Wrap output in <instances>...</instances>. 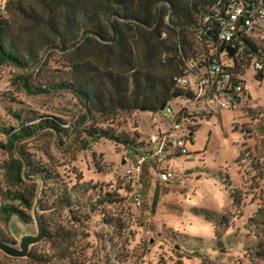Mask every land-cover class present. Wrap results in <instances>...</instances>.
Listing matches in <instances>:
<instances>
[{
	"label": "rangeland",
	"instance_id": "1",
	"mask_svg": "<svg viewBox=\"0 0 264 264\" xmlns=\"http://www.w3.org/2000/svg\"><path fill=\"white\" fill-rule=\"evenodd\" d=\"M6 17L20 48L34 42L40 66L31 62L25 70L0 66V143L7 140L4 130L16 129L20 120L53 119L64 133L45 129L21 150L0 149V206L10 203L6 190H15L5 180L8 166L25 153L31 166L46 168L44 174L47 169L58 173L68 189L77 184L80 207H74V217L67 209L54 211L55 195L47 189L45 209L40 207L46 238L31 247L27 258L0 251V264H264V71L262 78L246 73V94L235 107L216 108L209 118L196 120L193 137L186 143L188 154L166 161L172 179L160 182L152 160L128 185L124 174L136 162L134 147L145 144L149 134L169 130L170 124L160 112L142 109L118 112L108 122L94 113L85 117L79 98L50 88L70 82L79 52L94 66V48L84 46V39L76 50L42 45L39 38L49 35L38 21L27 15ZM186 36L191 43L189 32ZM258 43L264 50V42ZM24 77L30 90L19 80ZM38 88L47 92L37 94ZM100 129L121 134L132 147L106 138L82 142L86 131ZM33 178L26 177L20 189L26 195L33 189L37 193L40 186ZM106 193L118 196L101 205ZM135 193L140 207L133 200ZM33 206L34 201L25 210L26 220L14 215L5 222L0 217V238L18 247L22 236L36 235ZM58 225L70 231L63 243L51 240Z\"/></svg>",
	"mask_w": 264,
	"mask_h": 264
},
{
	"label": "trees",
	"instance_id": "2",
	"mask_svg": "<svg viewBox=\"0 0 264 264\" xmlns=\"http://www.w3.org/2000/svg\"><path fill=\"white\" fill-rule=\"evenodd\" d=\"M218 1L7 0L6 14L0 18V66L10 65L20 70H25L29 62L40 66V53L34 42L29 41L26 45L24 42V47L20 48L19 39L11 35L10 19L6 17L7 14L12 18L27 15L47 31L49 36H42L38 40L42 45L61 51L76 50L80 40L84 39V46L89 44L90 48H94V66L90 59L83 61L84 53L79 52L71 65L70 82H57L50 91L71 92L84 103L85 117L94 113L103 116V121L107 122L118 112L130 113L144 109L156 114L165 102H172L177 107L173 98L180 90L176 88L173 78L181 74L183 58H195L192 36L190 43L186 34L190 28L198 26L202 15L210 13ZM168 14L169 18L165 21ZM164 31L167 32L166 38H162ZM164 55L166 58L163 59ZM259 76L262 78V73ZM27 78L19 80L23 79L25 88L30 90ZM46 92L45 88L36 91L37 94ZM196 120L185 115L183 123L192 133L189 139L193 137ZM20 121L16 129L4 130L7 140L0 143V149L8 152H14L17 148L21 150L26 141L45 129L53 134L64 133L61 123L53 119H40L36 123ZM102 138L128 148L133 145L132 141L108 129L86 131L82 142L85 145L97 143ZM147 138L145 144L141 141L138 147H134L136 157L150 148ZM24 155L22 153V158L12 161L6 172V183L15 187V190H6L5 197L10 203L0 206V217L5 222H9L14 215L23 220L29 218L25 210L32 208L36 190L33 189L29 195L20 190L28 176L43 185L41 208L45 209L47 189L55 195L52 204L54 211L67 209L72 214L74 207H80L77 184L68 189L58 173L47 169V174H44L46 168L31 166V160ZM27 165L29 168L26 170ZM47 179H54V182L50 184ZM46 184H49L48 188ZM114 196L118 194L106 193L99 203L106 204ZM69 233L58 225L52 232L51 240L63 243Z\"/></svg>",
	"mask_w": 264,
	"mask_h": 264
},
{
	"label": "built area",
	"instance_id": "3",
	"mask_svg": "<svg viewBox=\"0 0 264 264\" xmlns=\"http://www.w3.org/2000/svg\"><path fill=\"white\" fill-rule=\"evenodd\" d=\"M6 1L0 0V18L6 14ZM189 32L195 58H183L182 72L173 78L180 90L173 98L177 110L168 102L160 112L170 129L148 135L150 148L129 164L124 174L128 183L135 181L149 160L155 161L160 182L172 179L166 161L172 155L188 154L186 143L192 136L183 123L185 115L206 119L216 108L235 107L246 94V73L264 71V50L258 43L264 42V0H219ZM166 37L167 32H162V38ZM133 200L141 206L139 194L135 193Z\"/></svg>",
	"mask_w": 264,
	"mask_h": 264
},
{
	"label": "water",
	"instance_id": "4",
	"mask_svg": "<svg viewBox=\"0 0 264 264\" xmlns=\"http://www.w3.org/2000/svg\"><path fill=\"white\" fill-rule=\"evenodd\" d=\"M229 51H231V49ZM167 103L168 102H165L161 105V107L159 108L160 112H162L165 109ZM42 189H43V185H40L36 193L34 199V206H33V216L37 226V234L22 236L18 247L10 244L7 241L0 240V251H2L5 255L12 258H27L30 256L31 247L33 245L39 244L46 238V226L40 214V201H41Z\"/></svg>",
	"mask_w": 264,
	"mask_h": 264
},
{
	"label": "crops",
	"instance_id": "5",
	"mask_svg": "<svg viewBox=\"0 0 264 264\" xmlns=\"http://www.w3.org/2000/svg\"><path fill=\"white\" fill-rule=\"evenodd\" d=\"M259 47V46H258Z\"/></svg>",
	"mask_w": 264,
	"mask_h": 264
}]
</instances>
